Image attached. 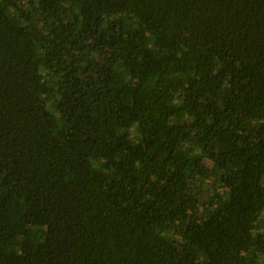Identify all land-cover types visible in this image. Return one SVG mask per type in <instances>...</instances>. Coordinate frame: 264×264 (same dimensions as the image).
<instances>
[{"label": "trees", "instance_id": "16d2710c", "mask_svg": "<svg viewBox=\"0 0 264 264\" xmlns=\"http://www.w3.org/2000/svg\"><path fill=\"white\" fill-rule=\"evenodd\" d=\"M0 264H264V0H0Z\"/></svg>", "mask_w": 264, "mask_h": 264}, {"label": "rangeland", "instance_id": "374dc122", "mask_svg": "<svg viewBox=\"0 0 264 264\" xmlns=\"http://www.w3.org/2000/svg\"><path fill=\"white\" fill-rule=\"evenodd\" d=\"M3 1H9V0H3ZM25 1H27V0H25ZM213 184V183H212ZM212 184L211 183H208V184H206V186H204L203 188H204V191H203V199H206L207 200V198L209 197V196H212V197H214L215 199H217L218 198V194L216 193V192H214V193H212V192H209V191H211L212 189H213V187H212ZM209 193V194H208ZM216 193V194H215ZM201 211V210H200Z\"/></svg>", "mask_w": 264, "mask_h": 264}]
</instances>
